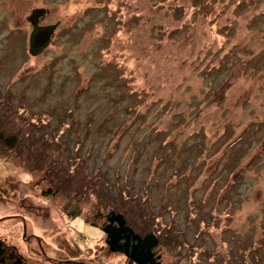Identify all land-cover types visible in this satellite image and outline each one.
<instances>
[{"label": "rangeland", "instance_id": "374dc122", "mask_svg": "<svg viewBox=\"0 0 264 264\" xmlns=\"http://www.w3.org/2000/svg\"><path fill=\"white\" fill-rule=\"evenodd\" d=\"M0 101V238L29 264H127L108 210L170 264H264V0H0Z\"/></svg>", "mask_w": 264, "mask_h": 264}, {"label": "trees", "instance_id": "16d2710c", "mask_svg": "<svg viewBox=\"0 0 264 264\" xmlns=\"http://www.w3.org/2000/svg\"><path fill=\"white\" fill-rule=\"evenodd\" d=\"M185 27L188 30L190 25L186 24ZM0 104L3 103L0 101ZM0 139L2 138L0 137ZM91 192L93 194L92 190ZM94 215L95 218L93 219H101L100 222L95 224V227L99 229V237L96 238L100 242V245H96L102 246L108 255L106 258L107 263L114 256L118 257L119 255V258H125L127 264H170L163 261L155 249L159 243L156 233L153 231L142 233L135 231L122 211L108 210L102 215L96 211ZM76 216H70V218L74 219ZM74 228L77 229L75 226ZM76 248L79 250L78 246ZM0 264L29 263L15 244L0 238Z\"/></svg>", "mask_w": 264, "mask_h": 264}, {"label": "water", "instance_id": "95a60500", "mask_svg": "<svg viewBox=\"0 0 264 264\" xmlns=\"http://www.w3.org/2000/svg\"><path fill=\"white\" fill-rule=\"evenodd\" d=\"M46 8L34 7L28 15V21L32 28L28 40V52L32 55L40 53L51 40L53 30L57 26V22L39 24L40 17L44 16Z\"/></svg>", "mask_w": 264, "mask_h": 264}]
</instances>
